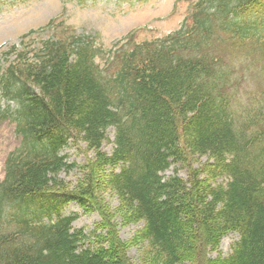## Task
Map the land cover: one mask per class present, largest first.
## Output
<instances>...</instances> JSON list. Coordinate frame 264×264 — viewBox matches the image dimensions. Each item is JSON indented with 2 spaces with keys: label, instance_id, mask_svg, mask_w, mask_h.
Instances as JSON below:
<instances>
[{
  "label": "trees",
  "instance_id": "1",
  "mask_svg": "<svg viewBox=\"0 0 264 264\" xmlns=\"http://www.w3.org/2000/svg\"><path fill=\"white\" fill-rule=\"evenodd\" d=\"M62 36L18 53L0 76L21 139L0 182V264H125L106 221L88 233L70 218L51 221L72 201L94 209L101 167L111 168L109 187L163 264L200 255L264 264V0H195L184 30L129 43L105 70L88 40ZM78 138L95 160L70 192L58 176L76 165L59 153ZM189 155L206 160L187 181L161 176ZM216 178L224 184H210ZM231 232L239 234L231 255L209 259Z\"/></svg>",
  "mask_w": 264,
  "mask_h": 264
},
{
  "label": "rangeland",
  "instance_id": "2",
  "mask_svg": "<svg viewBox=\"0 0 264 264\" xmlns=\"http://www.w3.org/2000/svg\"><path fill=\"white\" fill-rule=\"evenodd\" d=\"M191 0H81L67 2L65 0H0V48L2 51L12 45L18 46L21 36L37 31L53 18L64 20L65 24L75 29L77 33L95 37L96 45L109 49L114 43L122 40L132 32L136 34V43L151 41L178 29L183 19L189 14ZM174 14V15H173ZM173 15V16H171ZM171 16V17H169ZM166 19V20H163ZM45 36V35H42ZM39 37L31 35L25 41L31 47L38 44ZM6 66L0 56V68ZM246 91H253L249 81L244 84ZM250 93V92H249ZM4 100L0 97V110L4 108ZM114 128L106 132V141L102 143L101 151L110 155L114 149ZM18 145V138L11 123L0 122V180L3 179L4 161L9 152ZM69 164L76 167L68 172L62 171L59 179L65 183V188L76 190L79 182L83 183L84 169L95 160V152L89 150L80 140L70 142L61 151ZM206 157L197 158L189 155L185 164L171 166L163 176L171 178L177 176L183 181L190 178L191 172L197 171L205 163ZM118 171V169H114ZM111 168L101 167L94 174L96 184V203H91L94 209L84 211L71 203L62 211V216H76L74 229H82L85 233L95 230L96 225H104L106 221L114 232V238L121 246L122 258L125 264H163L156 259L148 243L141 239L144 224L134 222L129 218L115 192L109 187L108 179ZM200 180L208 179V175L201 174ZM225 180H210V184H224ZM98 184V185H97ZM106 226V225H105ZM105 226L99 229L100 235H105ZM107 226V229L109 230ZM236 232L224 235L214 250H208L209 259L225 260L238 242ZM155 258V259H154ZM180 264H210L200 255L199 258L189 259Z\"/></svg>",
  "mask_w": 264,
  "mask_h": 264
}]
</instances>
